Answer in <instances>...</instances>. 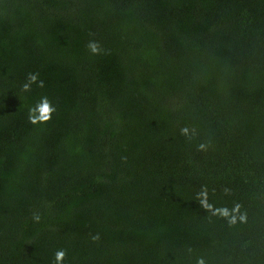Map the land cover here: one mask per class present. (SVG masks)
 Returning <instances> with one entry per match:
<instances>
[{"label": "trees", "instance_id": "1", "mask_svg": "<svg viewBox=\"0 0 264 264\" xmlns=\"http://www.w3.org/2000/svg\"><path fill=\"white\" fill-rule=\"evenodd\" d=\"M29 73L44 87L22 91ZM58 249L264 264V0H0V264Z\"/></svg>", "mask_w": 264, "mask_h": 264}, {"label": "clouds", "instance_id": "2", "mask_svg": "<svg viewBox=\"0 0 264 264\" xmlns=\"http://www.w3.org/2000/svg\"><path fill=\"white\" fill-rule=\"evenodd\" d=\"M87 48L89 51L94 54H100L101 52V46L98 41L92 40L89 41L87 44ZM33 84H36L37 87L43 88L44 87V81L39 79V73H29L26 79V82L22 85V91L28 92L31 90V86ZM56 111V107L53 105V103L49 100L47 96H42L34 106L30 107L28 110V120L31 124H41L46 123L52 119L53 113ZM180 133L185 138H191L194 136L195 129H190L188 126L182 127L180 129ZM207 146L204 143H201L198 145V150L204 151L206 150ZM197 199L201 203V205L211 210L213 208V205L208 202V190L207 188H202L199 193H197ZM240 209V205L237 204L234 206V208L231 210V213L227 207H220L216 208L214 215H219L221 217L227 218L228 223L230 225L235 224L237 222V216L232 213H238ZM34 221L39 222L40 216L38 214H34L33 216ZM239 220L241 222L246 221V214L239 215ZM91 239L93 242H97L100 240V234L97 233L95 235L91 236ZM67 252L65 249H58L54 253V259L55 264H63L65 258H66ZM196 264H205L203 257H198L196 260Z\"/></svg>", "mask_w": 264, "mask_h": 264}]
</instances>
